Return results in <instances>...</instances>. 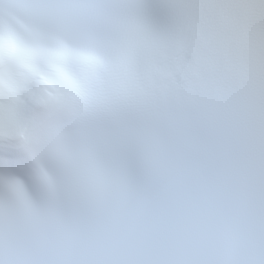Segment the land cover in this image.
<instances>
[{"label":"snow or ice","instance_id":"snow-or-ice-1","mask_svg":"<svg viewBox=\"0 0 264 264\" xmlns=\"http://www.w3.org/2000/svg\"><path fill=\"white\" fill-rule=\"evenodd\" d=\"M0 264H264V0H0Z\"/></svg>","mask_w":264,"mask_h":264}]
</instances>
